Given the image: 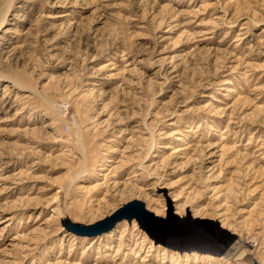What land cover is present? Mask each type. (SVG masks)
Wrapping results in <instances>:
<instances>
[{
  "label": "rangeland",
  "instance_id": "374dc122",
  "mask_svg": "<svg viewBox=\"0 0 264 264\" xmlns=\"http://www.w3.org/2000/svg\"><path fill=\"white\" fill-rule=\"evenodd\" d=\"M132 201L156 235L64 227ZM247 254L264 264V0H0V264Z\"/></svg>",
  "mask_w": 264,
  "mask_h": 264
},
{
  "label": "water",
  "instance_id": "95a60500",
  "mask_svg": "<svg viewBox=\"0 0 264 264\" xmlns=\"http://www.w3.org/2000/svg\"><path fill=\"white\" fill-rule=\"evenodd\" d=\"M123 219H127L128 221L135 219L140 227L150 236L156 235L158 229L161 227V219L148 211L145 205L140 201H132L124 205L111 216L92 225L74 223L69 218H64L63 224L64 227L73 234L80 237L91 238L110 232L115 225Z\"/></svg>",
  "mask_w": 264,
  "mask_h": 264
},
{
  "label": "bare ground",
  "instance_id": "6f19581e",
  "mask_svg": "<svg viewBox=\"0 0 264 264\" xmlns=\"http://www.w3.org/2000/svg\"><path fill=\"white\" fill-rule=\"evenodd\" d=\"M14 81V80H13ZM249 252L248 245L242 241L239 240L236 244L235 247L231 248L229 252L227 253V259L229 260H234L235 258H240L243 257L244 254ZM251 255V254H250ZM243 261L246 262V264H252V258L247 254L245 255V258Z\"/></svg>",
  "mask_w": 264,
  "mask_h": 264
}]
</instances>
